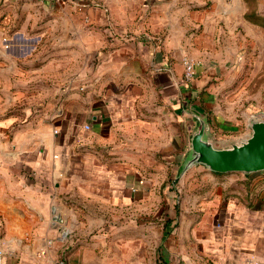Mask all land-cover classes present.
<instances>
[{"label": "crops", "instance_id": "crops-1", "mask_svg": "<svg viewBox=\"0 0 264 264\" xmlns=\"http://www.w3.org/2000/svg\"><path fill=\"white\" fill-rule=\"evenodd\" d=\"M192 111L217 145L264 117V0H0L5 264L49 258L61 230L101 239L87 242L88 264H176L209 249L217 264H264V170L185 169ZM190 169L211 180L207 207H218L206 236L176 229L169 207L172 176ZM115 216L119 229L104 226Z\"/></svg>", "mask_w": 264, "mask_h": 264}, {"label": "rangeland", "instance_id": "rangeland-1", "mask_svg": "<svg viewBox=\"0 0 264 264\" xmlns=\"http://www.w3.org/2000/svg\"><path fill=\"white\" fill-rule=\"evenodd\" d=\"M40 44L37 45L36 52H39ZM39 64V63H35ZM72 63L66 62L65 60V73L68 71H72L71 69ZM184 75V74H183ZM184 80V76L182 77ZM70 79H65V86L68 85ZM19 106L23 107V104H19ZM23 112V111H21ZM259 115L255 114L254 117H258ZM251 130V128H250ZM249 130V131H250ZM243 131V130H242ZM230 138H232V135H229ZM193 170H188L182 174H180L178 171L173 175L172 177L177 178L175 180V189H176V195L173 197L170 194V201H169V207H172L174 203H176V211H172V215L175 216L176 222L175 226L176 229H183V230H191L192 232H196V234L200 236H206L208 231L216 232L218 230V227L220 225L217 217V211L218 207L216 205L210 206V208L207 207L208 198L205 196L207 191L209 190V185L211 184V180H207L202 172H195L191 173ZM261 177H264V172H261ZM165 190H163V194H165V203L163 202V207L161 204V208L167 209V186L164 187ZM163 188V189H164ZM194 194V195H193ZM195 196L199 197L195 201ZM175 201V202H174ZM160 208V209H161ZM158 209L155 208V210ZM148 210L151 211V207H148ZM152 215V214H148ZM118 216H115V218H112L109 220V222H106L104 226H109V228L113 229H119L120 224L118 222ZM147 220H154L151 216ZM3 224V223H1ZM150 224V223H149ZM129 230H135L136 226L133 223H128L126 226ZM100 228L96 229V232H98ZM69 231L64 232L60 231V234L58 238H54V241L56 243V248L51 249L49 258H46L45 255L38 253L33 254L32 257H30L31 264H55V261L57 259H63L67 262L79 260L83 264H88L87 254L84 252L86 250V244L88 242L97 244L101 239L97 237H91V238H84V237H74L71 239ZM107 241L116 240L119 241V238L112 239L107 238ZM11 239H8L4 236V233H0V246L5 250L7 249V245ZM195 241V240H194ZM82 247V248H81ZM79 249H82V251L78 252ZM192 249V248H191ZM207 247H204L203 250H207ZM193 250V249H192ZM6 251V250H5ZM216 249H209L207 252H197L195 253L192 251L190 254L184 256L181 254H177L176 258V264H217L218 260V253H216ZM125 251H122L120 249L119 256L123 258V254ZM12 258V255L7 253ZM102 258H110V256H104L102 253H97ZM6 256V254H5ZM4 256V261H5ZM180 256V258L178 257ZM7 257V256H6ZM67 258V259H64ZM127 264V262H125ZM124 263V264H125ZM129 264H132L131 261ZM138 264V263H134Z\"/></svg>", "mask_w": 264, "mask_h": 264}, {"label": "water", "instance_id": "water-1", "mask_svg": "<svg viewBox=\"0 0 264 264\" xmlns=\"http://www.w3.org/2000/svg\"><path fill=\"white\" fill-rule=\"evenodd\" d=\"M198 125L191 137V148L184 159V168L204 164L217 172L264 170V117H252L251 132L228 143L216 144L206 116L192 111Z\"/></svg>", "mask_w": 264, "mask_h": 264}, {"label": "built area", "instance_id": "built-area-1", "mask_svg": "<svg viewBox=\"0 0 264 264\" xmlns=\"http://www.w3.org/2000/svg\"><path fill=\"white\" fill-rule=\"evenodd\" d=\"M184 64V81H190L195 77L196 74V61L192 59L190 56L185 55L182 59ZM86 127H89V125H86ZM6 254V251L0 246V264H5L4 262V256ZM56 264H81L79 261H70L67 262L65 260L57 261Z\"/></svg>", "mask_w": 264, "mask_h": 264}, {"label": "trees", "instance_id": "trees-1", "mask_svg": "<svg viewBox=\"0 0 264 264\" xmlns=\"http://www.w3.org/2000/svg\"><path fill=\"white\" fill-rule=\"evenodd\" d=\"M177 178H175V180H176ZM163 264H166V263H163Z\"/></svg>", "mask_w": 264, "mask_h": 264}]
</instances>
